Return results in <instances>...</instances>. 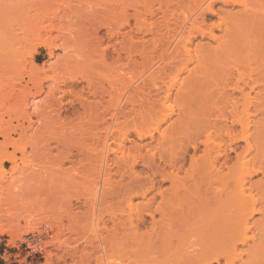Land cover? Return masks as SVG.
Wrapping results in <instances>:
<instances>
[{"label": "bare ground", "instance_id": "1", "mask_svg": "<svg viewBox=\"0 0 264 264\" xmlns=\"http://www.w3.org/2000/svg\"><path fill=\"white\" fill-rule=\"evenodd\" d=\"M97 1L103 10L95 8L101 15L93 22L98 30L92 23V41L98 43H92V58L73 34L59 44L50 24L47 38L29 44L33 54L37 46L52 57L55 51L66 53L59 61L62 84L46 94L44 72L31 61L32 88L45 93L46 101L35 104L25 97L24 107L21 102L16 106L17 114L32 110L23 118L28 124L31 116L47 111L64 122L69 114L75 120L88 118L91 126L95 122L94 137L92 127H82L80 138L74 134L66 142L68 154L82 149L98 164L92 183V247L96 243L99 249L103 240L104 252L111 260L116 256V264L136 256L145 257L137 259L139 264H151L146 256L152 249L162 264H264V0H177L187 3L188 11L174 34L168 28L171 36L164 39L169 46L164 50L168 43L163 40L162 53L152 46L159 45L160 27L151 5L152 19H143L145 0ZM206 13L215 14L210 25ZM102 28L110 35L106 40L98 35ZM68 82L86 83L77 89V104L68 99ZM6 159L15 162L13 155ZM138 164L148 172H138ZM98 199L102 211H97ZM109 199L119 210L116 215L107 212ZM108 213L113 229L99 242L96 230H105ZM101 257L93 262L101 264Z\"/></svg>", "mask_w": 264, "mask_h": 264}, {"label": "rangeland", "instance_id": "2", "mask_svg": "<svg viewBox=\"0 0 264 264\" xmlns=\"http://www.w3.org/2000/svg\"><path fill=\"white\" fill-rule=\"evenodd\" d=\"M94 1L0 0V129L3 132L0 135V264H99V262L93 261L100 259L101 256L98 255L100 253L102 255L101 264H112V262L116 264V256L113 257L114 260L109 259L110 253L107 256L104 252L105 246L103 245L105 243L101 244L103 240L100 242V236H107L109 229L113 227L111 226L113 225L111 222L113 219L112 214L108 216L110 214L108 213L104 217V220L106 218L110 221L105 220L107 222L105 225L109 228L106 229L105 226V230L103 228L96 230L100 242L99 246L101 245V247L97 249L96 243L92 247L93 235L92 224L90 223L92 219V183L94 184L95 178L98 177L96 175V173L98 174V164L97 167L93 165L90 158H87L89 155L86 156L88 153L86 155L82 154L84 153V150L81 152L82 149H74L72 154L67 153V140L69 142V138L73 137L74 134L77 135H75L77 138H80L78 137L80 128L92 127V136L94 137L93 134L96 133L97 129L94 126L95 122H93L95 119H92L93 127L88 118L86 120H75V117L69 114L64 122L63 119L55 117L56 114L55 116L51 113L48 115L47 111V114L41 113L43 115L31 116L32 123L28 124L25 115L31 113L32 110L28 109L23 111L24 114H17L16 109L20 102V105L24 107L26 104L25 97L33 103L42 104L46 101L45 93L41 94L38 91L39 95L35 91L36 88H32L33 85H31L29 78L32 62L40 72H44L41 77H46H43L44 80L46 79V81L43 80L44 87L47 90L44 89L46 94L49 92V87H55V83L62 84L61 79L58 78V76H62V74L60 75L62 68L59 61L64 59L66 53L63 50L55 51V57H52L50 50L37 46L33 54L32 47L29 44L30 41L37 38H47L50 24L53 23L55 27V30L51 32L52 37L57 38L59 44L63 43L66 38H70L68 37L69 34L71 36L73 34L81 42V44L79 42V45L85 46L82 48V52L88 53L89 51V56L92 58V43L94 46L98 44L95 43L96 41H92V27L95 25L93 22H96L100 17L99 15H101L98 13L99 11H97V14V9H95L98 1ZM92 4L93 6L95 4V7H92ZM150 5L153 8L152 12L155 13L153 14L154 18L159 25L157 27H160L155 36V40L158 41L159 45L151 43L154 47H161L159 49L161 52L164 42L165 44L168 43L165 45L164 50L169 46L167 35L170 32L167 33L168 28L171 33L174 32L176 25L186 15L188 5L177 0H145L142 8L145 21L152 19L151 11L148 13ZM145 6L148 7V11ZM219 7L225 9L222 4L216 5V8ZM97 8L103 10L102 5ZM152 8L150 9L152 10ZM113 11H115L114 8L111 11L112 15H114ZM93 16L96 19L94 21L92 20ZM40 17L45 19L41 18L43 20L41 23ZM215 20V14H205V21L208 25ZM70 24L76 25V27L72 28L69 26ZM111 25L115 26V23L111 22ZM112 26L111 28L115 29ZM99 30L100 34L98 33V35H100L99 37L102 36V39L105 37L106 40L107 36L110 37L109 33H106L107 29L102 28ZM165 34L167 35L165 36ZM164 36L168 40L164 39ZM170 36L169 34L168 37ZM163 40L164 42H162ZM199 41L200 38L195 43ZM151 43L147 46H151ZM170 50L172 51V49ZM112 51L113 49L110 53ZM171 51H169L170 54ZM68 52L73 51L68 50ZM160 52L157 55L160 56ZM113 54L115 56L114 52L111 53L112 56ZM82 70L84 69L82 68ZM94 70L97 71V69ZM97 73L101 74L98 71ZM99 76H95L96 79ZM48 77L50 80H48ZM51 78L54 79L51 81ZM90 78L92 79V68ZM100 79L101 76L97 79L98 82ZM79 87L85 88L86 83L82 82L79 85L68 82L67 89L71 92L68 99L74 101L75 104L80 98L75 96ZM30 88L32 89L29 90ZM57 92L59 95H56L59 97L61 92ZM22 107L21 110H23ZM23 118L26 120H23ZM99 128L102 130L101 127ZM101 130H98L97 133ZM97 135L95 136L97 137ZM133 138L135 142H138L135 137ZM96 141L97 139L92 140V145ZM94 146L96 148L97 143ZM92 150L94 151V148ZM142 152L144 153L145 150H142ZM94 154H92V158L94 157L93 159L96 160L95 157L97 158V156ZM9 155L14 156L15 162L12 163L6 159ZM86 159H89V162ZM96 162L98 163V161ZM96 162L94 161V164ZM139 164L136 170L138 172L142 170L141 173L145 170L143 174H146L148 172L145 169L146 167L139 166ZM117 176L115 180H119L120 177L117 178ZM125 178H128V174ZM94 192L95 190L93 195ZM116 192H118L117 189ZM93 200L96 199L93 198ZM98 202L99 199L96 201L97 211L98 209L102 211L103 209L100 210L102 202H99V205ZM113 202H115L113 204H117L116 201L113 200ZM111 205L112 201L107 204L108 208L111 209L107 212L111 211L114 212L113 215H116L119 210L116 211L117 206L112 205L111 207ZM118 205V209H120L121 205ZM106 209L104 213H107ZM149 221L150 218H146V224H144L148 228ZM140 227L142 233H147V228L143 225H140ZM99 231L102 233L100 234ZM95 250L96 252L93 255L99 256L97 257L98 260H96V256V259L92 257V252ZM155 252V249L150 250L146 259L148 258L151 264H162L163 259ZM142 258L145 259L144 256L132 257L127 261V264H139L137 259L141 261ZM118 261L120 260L117 258ZM120 264L122 263L120 262Z\"/></svg>", "mask_w": 264, "mask_h": 264}]
</instances>
